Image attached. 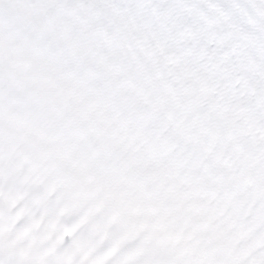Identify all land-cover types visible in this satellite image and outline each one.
I'll list each match as a JSON object with an SVG mask.
<instances>
[{
  "label": "snow or ice",
  "instance_id": "6c2138e0",
  "mask_svg": "<svg viewBox=\"0 0 264 264\" xmlns=\"http://www.w3.org/2000/svg\"><path fill=\"white\" fill-rule=\"evenodd\" d=\"M0 264H264V0H0Z\"/></svg>",
  "mask_w": 264,
  "mask_h": 264
}]
</instances>
